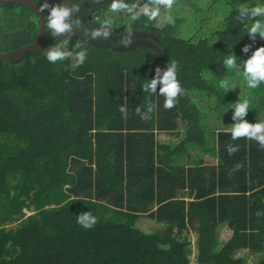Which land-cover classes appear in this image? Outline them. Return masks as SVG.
I'll return each mask as SVG.
<instances>
[{"label":"trees","instance_id":"16d2710c","mask_svg":"<svg viewBox=\"0 0 264 264\" xmlns=\"http://www.w3.org/2000/svg\"><path fill=\"white\" fill-rule=\"evenodd\" d=\"M255 2L175 0L174 25L138 21L127 47L122 18L114 40L87 43L79 67L45 59L56 42L46 29L36 48L0 59V264H264V149L224 132L238 98L253 105L245 119L264 120V85L219 87L241 78L222 57L232 45L251 54L235 10ZM106 8L85 1L70 47ZM38 29L31 7L0 1V51L32 43ZM172 61L184 92L164 109L140 84ZM149 100L143 120L135 110ZM89 210L97 223L85 229L76 215Z\"/></svg>","mask_w":264,"mask_h":264},{"label":"clouds","instance_id":"9594fccd","mask_svg":"<svg viewBox=\"0 0 264 264\" xmlns=\"http://www.w3.org/2000/svg\"><path fill=\"white\" fill-rule=\"evenodd\" d=\"M37 11L43 14V27L47 33L56 40V42L43 50L45 59L51 63L64 62L65 60H74L73 67H79L87 59L89 41L97 39H108L115 30L118 21L126 18L129 25V35L127 39L120 42L127 47L132 43L131 26L138 21L144 23L156 22L157 24L174 25L176 17L172 11L175 0H107V8L101 16L95 18L98 27L83 28V35L87 39H77L70 47V41L75 35V28H82L81 20H73V14L80 12L85 0H59L58 3L52 0H34ZM231 9H227L225 16L231 14ZM235 20L243 28L245 34L252 41V44H245L241 52L246 58L236 55L229 48L227 53L222 57V64L225 69L242 78L243 87L249 90H257L264 85V44L253 47L257 41H264V0H256L255 3H242L236 8ZM159 85V89L157 91ZM219 87L226 93L229 90L239 87L240 83L228 78L219 81ZM143 93L149 97L153 95L162 96L164 109H172L178 103V97L183 94L184 88L178 79V65L175 61L167 63L165 68L157 66L155 74L147 78L140 84ZM156 105L150 100L144 105V110L136 108V113L141 119L148 120L151 118ZM232 109L231 127L224 129L225 133L230 134L232 140L245 138L249 141H255L260 148L264 149V120H255L249 122L245 117L249 110L254 109L248 97L238 98L225 112ZM119 111L126 114L125 106H120ZM220 134L218 130L217 135ZM238 145H230L227 148L229 154L238 150ZM257 215H260L257 212ZM76 223L85 229H91L97 223V217L91 211L81 212L76 215Z\"/></svg>","mask_w":264,"mask_h":264},{"label":"water","instance_id":"95a60500","mask_svg":"<svg viewBox=\"0 0 264 264\" xmlns=\"http://www.w3.org/2000/svg\"><path fill=\"white\" fill-rule=\"evenodd\" d=\"M0 1L23 3V4L31 7L36 12V14L38 15V19H39V29H38V32L36 34L34 41L30 44L19 47L18 49H15L13 51H8V52L0 51V59L14 58V57L18 56L19 54H22L28 50H32V49L36 48L39 45V43L43 37L45 28L43 27V23H44L43 22V14H40L37 11V6L35 5V3L31 0H0Z\"/></svg>","mask_w":264,"mask_h":264},{"label":"rangeland","instance_id":"374dc122","mask_svg":"<svg viewBox=\"0 0 264 264\" xmlns=\"http://www.w3.org/2000/svg\"><path fill=\"white\" fill-rule=\"evenodd\" d=\"M185 12H186V14H190L191 12L189 11V9H187V10H185ZM236 82H238V83H240V89H239V87H236L235 89H232V90H229V91H231V92H235V94H238V93H240V92H244V90H246V88L245 87H243V84H242V79L240 78V79H236L235 80ZM201 105H202V107H207L206 106V102H203V101H201ZM231 111H233V110H231ZM229 113H231L230 111L229 112H227L226 114H229ZM221 122V121H220ZM213 123V122H212ZM158 139H160V140H162V139H164V137L165 136H163V134H159L158 136ZM15 225V224H14ZM13 225V226H14ZM139 228H141V229H144V230H149V231H151L152 229H151V227L153 226V223H148V222H146V221H142V220H140V222H139ZM191 235V234H190ZM190 235H188L189 236V238L193 241L194 240V237H192V236H190ZM252 261H253V259L252 258H249V264H251L252 263Z\"/></svg>","mask_w":264,"mask_h":264},{"label":"flooded vegetation","instance_id":"af4514ba","mask_svg":"<svg viewBox=\"0 0 264 264\" xmlns=\"http://www.w3.org/2000/svg\"><path fill=\"white\" fill-rule=\"evenodd\" d=\"M87 2H96V3H100L101 1H104V0H85ZM72 2H76V0H72ZM78 14H80V12H78ZM80 19V17H78ZM74 20V19H73ZM126 34V32L122 35V37H124V35ZM110 39L114 40L115 38L113 36H109ZM101 40H104V39H101Z\"/></svg>","mask_w":264,"mask_h":264},{"label":"crops","instance_id":"0c3cea01","mask_svg":"<svg viewBox=\"0 0 264 264\" xmlns=\"http://www.w3.org/2000/svg\"><path fill=\"white\" fill-rule=\"evenodd\" d=\"M163 136H165L164 137V139H162L161 141H167V140H169L170 138L167 136V135H165V134H163ZM190 235V234H189ZM190 236H192V237H194V235L193 234H191Z\"/></svg>","mask_w":264,"mask_h":264},{"label":"built area","instance_id":"2783aa9c","mask_svg":"<svg viewBox=\"0 0 264 264\" xmlns=\"http://www.w3.org/2000/svg\"><path fill=\"white\" fill-rule=\"evenodd\" d=\"M190 264H195V262H194V259L191 257V262H190Z\"/></svg>","mask_w":264,"mask_h":264}]
</instances>
